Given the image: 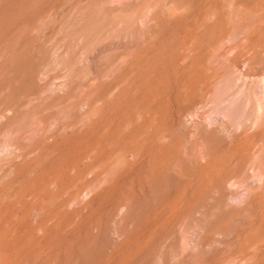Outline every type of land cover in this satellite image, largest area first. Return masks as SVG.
<instances>
[{
    "label": "rangeland",
    "instance_id": "obj_1",
    "mask_svg": "<svg viewBox=\"0 0 264 264\" xmlns=\"http://www.w3.org/2000/svg\"><path fill=\"white\" fill-rule=\"evenodd\" d=\"M0 264H264V0H0Z\"/></svg>",
    "mask_w": 264,
    "mask_h": 264
},
{
    "label": "bare ground",
    "instance_id": "obj_2",
    "mask_svg": "<svg viewBox=\"0 0 264 264\" xmlns=\"http://www.w3.org/2000/svg\"><path fill=\"white\" fill-rule=\"evenodd\" d=\"M254 235H256V234H254ZM254 235H252V236H254ZM252 236H249V237L252 238ZM257 236H258V234L256 236H254V237H257Z\"/></svg>",
    "mask_w": 264,
    "mask_h": 264
}]
</instances>
